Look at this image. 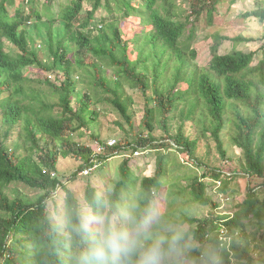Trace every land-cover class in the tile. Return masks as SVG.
<instances>
[{"label":"trees","instance_id":"obj_1","mask_svg":"<svg viewBox=\"0 0 264 264\" xmlns=\"http://www.w3.org/2000/svg\"><path fill=\"white\" fill-rule=\"evenodd\" d=\"M220 1L189 0L188 12L175 0H0V264H72L73 243L58 244L51 232V202L59 190L65 206L104 189L154 195L190 234L179 264H204L206 248L217 264H264V35L256 50L227 53L219 47L228 37L216 35L210 61L199 65L196 20L207 11L213 26ZM255 1L244 16L264 24V0ZM101 7L108 16L97 15ZM4 39L17 50H6ZM104 99L130 129L118 122L114 145L99 136L87 144L82 138ZM16 130L20 141L11 146ZM201 139L216 141L224 164L201 159ZM225 144L239 157L228 156ZM136 151L156 154L154 174L134 170ZM62 156L81 160L66 180L58 173ZM117 164L118 179L96 186L92 174ZM16 182L44 192L35 202L11 197L5 189ZM213 191L231 209L220 210ZM196 205L211 210L202 216Z\"/></svg>","mask_w":264,"mask_h":264},{"label":"clouds","instance_id":"obj_2","mask_svg":"<svg viewBox=\"0 0 264 264\" xmlns=\"http://www.w3.org/2000/svg\"><path fill=\"white\" fill-rule=\"evenodd\" d=\"M58 244L71 241L72 264H179L189 232L168 219L154 195L115 197L98 190L86 200L58 208L50 217ZM204 264H217L210 248Z\"/></svg>","mask_w":264,"mask_h":264},{"label":"rangeland","instance_id":"obj_3","mask_svg":"<svg viewBox=\"0 0 264 264\" xmlns=\"http://www.w3.org/2000/svg\"><path fill=\"white\" fill-rule=\"evenodd\" d=\"M61 2V0H54V2ZM178 8L180 9H187L188 12L191 11L190 2L189 0H175ZM39 2L44 3L45 0H39ZM255 0H221L217 5V13L214 15L213 26H209V15L207 11H204L197 21V26H195L196 34H197V41L194 46L199 49V55L197 56V61L199 65L204 66L210 61L212 46L214 45V40L216 35H220L221 37H228V39H224L222 44L219 47L221 53H227L231 51L235 46L237 49H244V50H256L260 47L262 43L261 37L264 35V24H261L256 19H249L245 18L244 14L247 11L255 8ZM182 7V8H181ZM97 15L99 16H108L109 12L105 7H101ZM125 35V34H124ZM244 36L246 38H251L253 40L250 41H235L233 38ZM5 48L8 51L17 50V47L7 39H4ZM37 69L35 68H28L25 70L29 76L34 77L37 74L35 73ZM80 72H82L80 70ZM61 73V72H60ZM84 73V72H82ZM85 74V73H84ZM89 77L86 76V81H89ZM60 84V82H58ZM130 93H133L137 97V93L141 91L139 90H131L129 89ZM143 96V94L141 93ZM134 105L137 112L134 116V121L136 127L139 129L141 120L144 116L143 106H144V99L140 97ZM101 105V106H100ZM100 109V116L98 121L91 125V127L87 130L86 134L82 138V141L87 142V144L95 145L96 138L99 136L101 139L109 140V139H117L119 140L121 137L122 129L118 125V122H121L126 129H130L126 122L123 121L122 117L114 110L113 106L104 99L103 102L99 104ZM191 124V125H190ZM196 131L192 122L189 121L188 131ZM197 133V132H196ZM18 130L13 131L10 137V141L12 142L10 145L12 146L14 142L20 141L19 140ZM77 138L80 139L79 136ZM79 141V140H78ZM225 148L228 149V156L238 158L240 149L236 146H229L225 144ZM218 146L215 140L211 139L209 141L200 140L199 148L197 154L201 157V159L205 163H209L210 166L214 165H221L224 164L225 161L222 160L220 152L218 151ZM137 163L134 166V170L138 173L143 172L144 175H152L154 174V170L156 165L158 164L157 156L154 152L145 153L140 152L137 154ZM170 162H173L170 160ZM81 165V160H78L74 156L68 157H61L58 162V173L59 176L66 180L67 176L72 175L74 172L78 171L79 166ZM113 167L109 166L111 170ZM203 166H201V170ZM203 171V170H202ZM190 171L188 170L187 173ZM112 177L114 180L118 179V164L115 165L111 172H102L100 174H92L91 179L96 184V186L105 187L103 185L105 183V179L108 177ZM207 180V179H206ZM87 181L81 182L78 186L75 185V188L78 189V195H81V192L85 190ZM114 185V182L111 184ZM240 189V187L237 185ZM217 188V187H216ZM8 194L11 197L20 196L24 198L26 201L35 202L44 192L40 189H34L22 182H16L8 186L6 189ZM218 190V189H217ZM244 193V190L242 191ZM62 191L59 190L58 198H56L55 202H51L50 209L52 210L51 214L56 211V209L63 206V201L61 199ZM213 195V199L220 203V210H227L229 203L225 200V197L217 192H211ZM196 212L200 215L204 216L207 215L208 212L211 210L208 206H195Z\"/></svg>","mask_w":264,"mask_h":264},{"label":"built area","instance_id":"obj_4","mask_svg":"<svg viewBox=\"0 0 264 264\" xmlns=\"http://www.w3.org/2000/svg\"><path fill=\"white\" fill-rule=\"evenodd\" d=\"M115 143H116V139H110V140H109V144H110V145H114ZM98 150H99V151H104V150H105V146L100 145V146L98 147ZM135 154L137 155V154H139V152L136 151ZM96 167H97V164H94L93 166H91V167L87 168L86 170H84L82 173H84V174H88V173H90L91 171L95 170Z\"/></svg>","mask_w":264,"mask_h":264}]
</instances>
